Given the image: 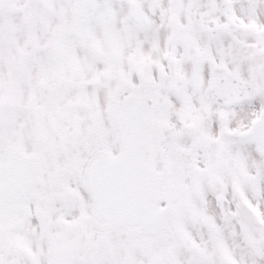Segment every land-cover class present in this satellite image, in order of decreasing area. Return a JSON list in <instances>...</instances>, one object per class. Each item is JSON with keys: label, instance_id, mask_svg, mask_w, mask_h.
I'll return each mask as SVG.
<instances>
[{"label": "snow or ice", "instance_id": "1", "mask_svg": "<svg viewBox=\"0 0 264 264\" xmlns=\"http://www.w3.org/2000/svg\"><path fill=\"white\" fill-rule=\"evenodd\" d=\"M0 264H264V0H0Z\"/></svg>", "mask_w": 264, "mask_h": 264}]
</instances>
